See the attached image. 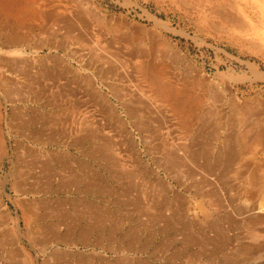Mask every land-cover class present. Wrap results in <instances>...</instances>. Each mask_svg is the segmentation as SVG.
<instances>
[{
    "label": "rangeland",
    "instance_id": "obj_1",
    "mask_svg": "<svg viewBox=\"0 0 264 264\" xmlns=\"http://www.w3.org/2000/svg\"><path fill=\"white\" fill-rule=\"evenodd\" d=\"M23 7L0 0L18 27H0V104L93 97L82 140L109 146L92 181L54 167L29 194L1 156L0 264H264V0ZM64 18L87 23V44Z\"/></svg>",
    "mask_w": 264,
    "mask_h": 264
},
{
    "label": "crops",
    "instance_id": "obj_2",
    "mask_svg": "<svg viewBox=\"0 0 264 264\" xmlns=\"http://www.w3.org/2000/svg\"><path fill=\"white\" fill-rule=\"evenodd\" d=\"M0 108V159L13 151L9 181L14 188L29 194L30 182H52L58 174L54 167L64 166L78 167L64 172L92 181V169L101 159V150L108 147L102 146L99 137L82 139L86 126L91 131L100 125L99 100L81 94H27L3 97ZM10 134L13 140L8 142L5 135Z\"/></svg>",
    "mask_w": 264,
    "mask_h": 264
},
{
    "label": "bare ground",
    "instance_id": "obj_3",
    "mask_svg": "<svg viewBox=\"0 0 264 264\" xmlns=\"http://www.w3.org/2000/svg\"><path fill=\"white\" fill-rule=\"evenodd\" d=\"M27 1H29V0H1V6L2 7H5V6H7L8 8H18V11H16L18 14L20 13L21 15H24V14H27L28 12H26V11H24L25 10V8L23 7V5L24 4H26V2ZM23 3V4H22ZM21 6H22V8H21ZM29 8V7H28ZM30 12V11H29ZM7 13H9V12H7ZM6 13V14H7ZM9 14H11V13H9ZM0 27H1V30L2 31H6V30H12V31H14L15 29H17L18 27H17V25H14V26H12L11 24L12 23H8L10 20H9V18H7L6 17V15L4 14V13H2V12H0ZM12 15V14H11ZM54 14L53 13H50V16H53ZM29 16H35V11L33 10V12H31L30 14H29ZM50 16L48 17V18H50ZM47 18V17H46ZM74 18H75V16H74ZM57 19V18H56ZM65 20H63V23L65 24L64 25V28H65V32L67 33V34H72V32H74V30H75V28L76 27H79V28H82V30L79 32V33H77L78 34V37H77V40L79 39V42L81 43V44H83V45H85V44H87V36H86V24L87 23H85L84 22V20H81V19H78V20H76V19H74V21H73V19H66V18H64ZM76 20V21H75ZM12 21V20H11ZM10 21V22H11ZM57 21V20H56ZM59 27V26H58ZM88 27V26H87ZM1 33H3V32H1ZM65 33V34H66ZM85 34V35H84ZM15 38V37H14ZM12 41H14V40H12ZM10 44V43H9ZM127 111V110H126ZM128 112H130V111H128ZM128 114V113H127ZM258 140L260 139L259 138V136H258V138H257ZM108 144L109 143H107V142H104V143H102V146L104 145V147H108ZM105 145H107V146H105ZM257 181V180H256ZM135 201V200H134ZM137 203H139V202H137ZM136 203V204H137ZM137 206H139V205H137ZM92 226V225H91ZM89 227V230H93V227Z\"/></svg>",
    "mask_w": 264,
    "mask_h": 264
}]
</instances>
